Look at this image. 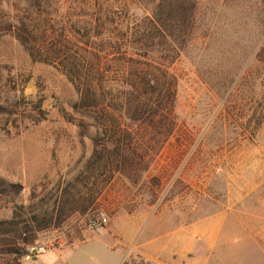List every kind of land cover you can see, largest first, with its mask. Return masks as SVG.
I'll return each mask as SVG.
<instances>
[{
	"label": "rangeland",
	"instance_id": "374dc122",
	"mask_svg": "<svg viewBox=\"0 0 264 264\" xmlns=\"http://www.w3.org/2000/svg\"><path fill=\"white\" fill-rule=\"evenodd\" d=\"M6 1L11 11L4 15L36 18L46 11L57 16V26L63 17L64 24L90 18L106 3L32 0L27 8L21 0ZM199 3L198 42L177 65L182 78L174 111L195 143L155 198L140 189L142 183L131 195L136 213L162 214L173 226L229 206L264 203L259 200L264 194V0ZM78 99L61 65L35 62L16 38L0 31V179L23 187L18 198L0 199V220L18 214L41 220L44 229L33 246H44L48 255L35 264H122L127 251L145 238L148 218L138 222L124 211L111 218L94 210L57 222L61 190L93 153L96 130L79 127L83 120L73 110ZM169 148L158 158L169 156ZM104 217L108 224L94 229L92 222Z\"/></svg>",
	"mask_w": 264,
	"mask_h": 264
},
{
	"label": "trees",
	"instance_id": "16d2710c",
	"mask_svg": "<svg viewBox=\"0 0 264 264\" xmlns=\"http://www.w3.org/2000/svg\"><path fill=\"white\" fill-rule=\"evenodd\" d=\"M103 1L90 18L70 25L63 17L58 27L57 16L46 11L36 18L4 15L11 8L0 0V31L16 38L35 62L63 67L79 95L73 106L83 120L79 127L96 130L91 158L61 190L59 224L94 210L111 218L121 211L135 214L134 190L142 183L140 189L155 198L195 143L174 111L182 78L177 65L198 42L199 0ZM21 2L31 8L33 1ZM168 147L169 156L158 158ZM22 190L0 179V199L18 198ZM41 224L36 215L0 220V264H22Z\"/></svg>",
	"mask_w": 264,
	"mask_h": 264
},
{
	"label": "crops",
	"instance_id": "0c3cea01",
	"mask_svg": "<svg viewBox=\"0 0 264 264\" xmlns=\"http://www.w3.org/2000/svg\"><path fill=\"white\" fill-rule=\"evenodd\" d=\"M260 196L261 201L264 194ZM129 216L139 222L150 214ZM137 232L134 227L130 233ZM126 254L128 261L122 264H218L220 260L231 264H264V203L229 206L194 223L174 226L162 214H152L145 238L137 240V245ZM47 255L48 251L38 258L23 260L22 264H35ZM54 258L57 259L55 253Z\"/></svg>",
	"mask_w": 264,
	"mask_h": 264
},
{
	"label": "built area",
	"instance_id": "2783aa9c",
	"mask_svg": "<svg viewBox=\"0 0 264 264\" xmlns=\"http://www.w3.org/2000/svg\"><path fill=\"white\" fill-rule=\"evenodd\" d=\"M108 223L107 218H102L100 222L95 223L94 226L97 227L98 225H105ZM47 252V249L42 245H35L30 246L27 248V254L25 255V260H32L33 258H38L42 255H44Z\"/></svg>",
	"mask_w": 264,
	"mask_h": 264
}]
</instances>
